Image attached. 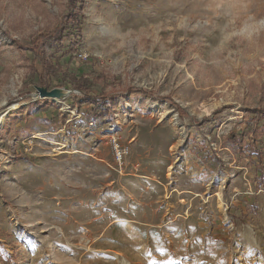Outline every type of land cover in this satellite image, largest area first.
<instances>
[{"label": "rangeland", "instance_id": "obj_1", "mask_svg": "<svg viewBox=\"0 0 264 264\" xmlns=\"http://www.w3.org/2000/svg\"><path fill=\"white\" fill-rule=\"evenodd\" d=\"M256 107L264 0H0V264H264Z\"/></svg>", "mask_w": 264, "mask_h": 264}, {"label": "trees", "instance_id": "obj_2", "mask_svg": "<svg viewBox=\"0 0 264 264\" xmlns=\"http://www.w3.org/2000/svg\"><path fill=\"white\" fill-rule=\"evenodd\" d=\"M75 14L69 11L65 14L62 18V21L59 25L54 27L51 30L44 31L40 33L35 38V45L34 47H30L32 51L36 52V54L40 57L43 70L45 73L48 74V77L51 79L55 76V65L52 64L48 59L47 56L44 54L42 49L43 44L45 43H52L58 44V47L64 48L66 42H71L69 51L73 52L74 48L79 45L81 40L82 32L79 30L75 35H71V33H66L68 29L67 24L69 21L75 20ZM67 52V51H66ZM65 53V52H64ZM75 58L80 57L75 54ZM74 58V59H75ZM60 68V67H58ZM65 78H71L73 82H75L76 87L81 90V94L77 95L76 97L80 99V102L83 106H89L91 108V112L96 116H103L111 112L110 103H109V95L106 93L100 94H91L90 88L91 81L86 77V75L77 77L75 74H68L64 76ZM250 113L255 114L257 119H262L264 117V107H256L249 110Z\"/></svg>", "mask_w": 264, "mask_h": 264}, {"label": "water", "instance_id": "obj_3", "mask_svg": "<svg viewBox=\"0 0 264 264\" xmlns=\"http://www.w3.org/2000/svg\"><path fill=\"white\" fill-rule=\"evenodd\" d=\"M38 93L41 97H52V98H64L68 95L69 91L63 88H53L49 89L47 86H38Z\"/></svg>", "mask_w": 264, "mask_h": 264}, {"label": "built area", "instance_id": "obj_4", "mask_svg": "<svg viewBox=\"0 0 264 264\" xmlns=\"http://www.w3.org/2000/svg\"><path fill=\"white\" fill-rule=\"evenodd\" d=\"M114 145H115V153L117 155V158L119 160H122L123 155L129 152V147H125V146L122 147L116 139L114 140Z\"/></svg>", "mask_w": 264, "mask_h": 264}, {"label": "bare ground", "instance_id": "obj_5", "mask_svg": "<svg viewBox=\"0 0 264 264\" xmlns=\"http://www.w3.org/2000/svg\"><path fill=\"white\" fill-rule=\"evenodd\" d=\"M14 107H16V105Z\"/></svg>", "mask_w": 264, "mask_h": 264}]
</instances>
